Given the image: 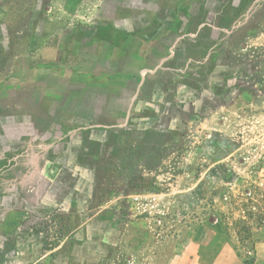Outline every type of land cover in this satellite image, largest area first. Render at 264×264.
I'll list each match as a JSON object with an SVG mask.
<instances>
[{
	"label": "rangeland",
	"instance_id": "obj_1",
	"mask_svg": "<svg viewBox=\"0 0 264 264\" xmlns=\"http://www.w3.org/2000/svg\"><path fill=\"white\" fill-rule=\"evenodd\" d=\"M7 264H264V0H0Z\"/></svg>",
	"mask_w": 264,
	"mask_h": 264
},
{
	"label": "trees",
	"instance_id": "obj_2",
	"mask_svg": "<svg viewBox=\"0 0 264 264\" xmlns=\"http://www.w3.org/2000/svg\"><path fill=\"white\" fill-rule=\"evenodd\" d=\"M0 264H7L6 257L4 254H0Z\"/></svg>",
	"mask_w": 264,
	"mask_h": 264
}]
</instances>
